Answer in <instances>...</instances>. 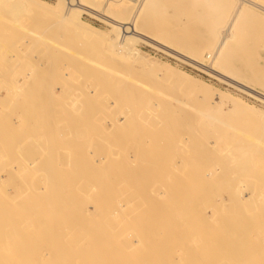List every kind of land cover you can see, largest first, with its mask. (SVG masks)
I'll return each mask as SVG.
<instances>
[{
  "label": "bare ground",
  "instance_id": "bare-ground-1",
  "mask_svg": "<svg viewBox=\"0 0 264 264\" xmlns=\"http://www.w3.org/2000/svg\"><path fill=\"white\" fill-rule=\"evenodd\" d=\"M88 1L90 0H57V3L55 5H48L40 0H0V37L7 35V33H4L5 28H3V30L1 29L2 27L5 26L6 28H8L7 31L11 30V32H8V37H9L8 39H10L12 36L14 38L17 37V39L13 40V43L14 41L16 43V41L20 39L23 46L21 45V42L20 43L17 42V43L20 44V46L22 47L27 46V45L30 46L31 44H33L34 46V44L36 45V43H34L36 41L47 42L45 41L44 37L48 38L50 41L53 38L50 37L49 35L47 36V34L40 33L36 25L34 27H36L37 29L33 27H29L28 25H30L31 23L28 25L25 24L26 16L31 15L32 17H35L37 12L40 9H42L48 15V18L53 19L52 22L54 20L56 21L57 19L58 24L59 25L61 24L60 26H62L63 24V26L68 30V33H73L72 36L74 35L75 37L79 38L83 43L85 44L91 43L93 45L96 42H100L103 46V51L104 50L107 51L106 54L108 55L105 58H107L108 63L104 64V63H101V61H95V63L93 64L90 62L91 65H94L98 69H101L102 71H104L105 75H107L106 73L108 74L110 73L112 75L114 74L116 75V77H118L117 79L121 80L122 83H128L132 90L137 91V92L135 91L136 93L132 91V93H134L135 96H133L134 94L131 93L134 99L138 97L139 95L138 92L141 90L143 93H147L149 94V96L151 95L153 100L156 101L157 99V102H158V99L159 100L160 98L163 99L162 97H164V94L163 92L160 93L159 91H162V90L164 91V89H166L165 88L166 86H164L165 85L164 83L163 85L164 89H163V86L160 83L161 81V82H166L167 86L170 85V88H174L177 90H181L182 88H187L188 89L187 93H184L182 95H187V97L192 98L193 100L199 99L200 103L198 102L199 105L197 104V107L199 106L201 108V112L198 114V118H202L203 122H205L208 126H210L213 123L215 116L220 111H222L224 115L227 114V117H228V114L231 115L233 111H235L236 109H239V110L241 109L242 111L253 110L251 107L247 105H242L240 100L235 99L229 95L222 96L219 93L218 95H220L219 96L220 99L216 101V103H214L213 93L215 91H213V89L210 88L209 85L190 80V77H189L190 75H188V73L186 72H179L178 70L173 69L172 67L168 65L157 64L154 61H151L145 55H143L139 51V49H137L136 44L139 41H147V39H150V41H152V38L147 34V31H151V32L152 31H156V32L162 31L164 32L163 35L165 36V38L167 37V39H169L170 41H173L180 48L187 49V51H189L193 56L200 55L204 49H209V52H205L204 55L205 57L209 56L212 58V55L214 54L213 55L214 61H213L212 66H213V71H216L215 69H219L217 70L218 74L220 73L222 74V72L220 71L221 68L231 69L230 71H233L236 74H238L240 78L242 77L241 79L248 80V81L250 80L251 82L254 81L253 84H255V82H260L261 84L264 85V75L257 73L256 71L257 65H255L252 60L254 55L257 54L256 47H255L256 43L259 42L262 36V35L258 36L257 31L261 30L259 31V34L260 32H262L261 34L264 33V0H141L140 3H138V0H114L113 1L114 4L111 3L112 0L111 2L109 0L106 2L107 4L105 8V9L109 8V12H106V13L104 12L105 14H102L103 16H99L101 17V19L108 22L110 24L109 26H111L110 31L112 34L109 37L107 34L99 31L96 27L92 25H87L83 23V21L81 20L82 13L84 12L94 13L95 12L94 9H92V7H90L89 4L87 3ZM133 5L135 7L136 6L138 7L135 9L131 18H128L127 20H124V19L121 20L122 18H124L123 16L126 15L127 12L132 11ZM105 11H108V10H105ZM170 12L171 14L169 15ZM110 13L117 14V16H121V17L120 19H116L112 15H110ZM53 16L56 19L51 18ZM127 17H128V14H127ZM163 19H165L168 22L166 25H164L165 23L160 24V20H163ZM26 23H29L28 20ZM171 24L179 25L177 27H180V28L178 30H174ZM60 26L57 25L58 27L57 33H60L59 32ZM14 31L16 33L21 31L20 33L22 34V36L20 35V33L19 35L18 34L14 35L15 33ZM45 32H49V31L47 30ZM49 34L51 35L52 33L49 32ZM155 34H159V33H155ZM56 35L59 36V34H56ZM62 36L65 37L64 35ZM257 36L259 37L258 39H257ZM26 38L29 40L26 41ZM67 38H65V41L69 42L70 38L68 40ZM74 39L75 38H73V40ZM73 40H71L72 42L70 41L69 44L73 45V43H75ZM8 41H11V40H7L6 43H9ZM77 42L79 41L77 40ZM77 42L73 45V48L75 45L78 47L77 44L79 43ZM13 43L11 41V44L15 45V43L14 44ZM48 44L50 45L51 43H48ZM59 44L60 43L57 44V49L65 48L64 52L66 51V53L64 54L66 56L68 54H70L71 56L73 55V57L77 56L76 55L77 53L75 54L73 52L74 50H72L73 48H69L66 42L64 44L65 46L63 44L62 45H59ZM29 46L28 48H31L30 50H32L33 46L31 47ZM83 46L84 47H82V49H80L81 47L80 46L79 50L82 51L85 48V45ZM17 50H21V48L18 49L17 47ZM100 50L102 49L100 48ZM239 50L242 51L244 54L243 56H237L239 57L237 58L235 57L234 54ZM80 52L78 51V53ZM68 57L69 56H67V58ZM67 58H66L65 63L68 65L69 64L68 61L70 60V58L69 60ZM235 58H237L238 60L235 61ZM63 59L65 60V58H62V60ZM259 59H260V56H259ZM208 60L209 58L207 59V61ZM255 60L258 61V59H255ZM74 61H77V60H74ZM78 61L74 62L76 63L74 67L77 66ZM71 64L72 63H70V66ZM85 64L87 63L85 62ZM206 65L208 66V64ZM70 66L68 65L69 68ZM72 67L70 68V70H72ZM74 67L73 69L75 68L77 69V67L75 68ZM89 67H90V64H89ZM210 71H211V68H210ZM74 72L77 73V70L76 71L73 70V72H69V73L76 74ZM87 72L88 71H86V73ZM73 76L76 77L75 75ZM71 77L72 75L70 76V78ZM74 77H73V80L72 78L71 79L69 78L70 81L68 80V82L72 81L76 83L74 81L75 79ZM148 79L150 81L154 80L152 82H155L157 80L162 86V89L155 90L156 86H154L152 82L151 84H149ZM143 80H145V82ZM76 81H78L77 78H76ZM157 83H155V85H159V83L158 84ZM115 84L118 85V83H115ZM258 84L259 83H257V85ZM239 85L240 87L247 88V90L249 89L250 91L251 90L256 91L253 87L249 85H246L243 83L241 84L239 83ZM74 87H77V86H74ZM71 88L73 89V87ZM77 88L78 89H75V90L73 89L74 92L76 91L75 94H77L78 91L82 92L83 90L82 88H84V86L81 89H79V87ZM170 88H169V91L172 92ZM17 89H20V88H17ZM24 89L26 93L28 92V90L32 91L31 88L30 89L28 88V90L26 88H23V90ZM150 89L153 91L152 93L150 92ZM15 91H19V92H16V94L17 93L20 94L19 96H22L24 94L23 96L27 97L24 91H22L23 94L20 92V90H15ZM106 91L109 93L108 89L103 90L104 93ZM13 92L14 91L12 90L11 92L9 91L11 95L14 94ZM35 92L37 93V91ZM114 92H113V95H114ZM69 93L67 92L68 97L69 95H71ZM256 93H259V97L264 102V93L263 94L260 92H256ZM94 94L96 96V100L92 101V98L95 99V97L93 96L90 99V97L86 94V91H85V95L82 96L83 97L82 99L85 100L84 102L90 99L93 103L92 105L94 106L95 105L94 101H97L98 90H94L93 95ZM113 95L112 93L108 94L109 97H112ZM167 96H168V93H167ZM84 97H87V98L89 97V98L87 100ZM27 98H23L21 100V97L19 99L17 97L16 99L18 101L15 100L17 101L16 104L14 102V105H19L18 103H20V108L23 107L21 109L17 107V109H19L20 112L24 110L22 115L20 114L21 117H23L25 113L30 111L29 106L32 105V104L29 105V103H26V102H24V106L21 105L24 99H26L25 101L29 102V98L28 100ZM65 98L70 100V98L66 97V94H65ZM100 98L102 97L100 96L99 99ZM189 98L188 99L186 98L187 101L182 100L186 104L185 105L186 107H190L188 106ZM66 99L64 101V104L66 105L73 104V103H69L68 100L67 102ZM104 101L106 102V100ZM165 101L167 102L168 100H165ZM80 102H82V100ZM169 103H171L170 100H169ZM179 103L181 104L180 101ZM25 104L29 108H27ZM112 104L114 107L116 106L113 102ZM202 104H205L206 107L203 108L204 105L202 106ZM97 105L98 104H96L95 106L98 108L99 105L98 106ZM102 105L103 104H101V106ZM8 106H9V103H8ZM59 106L62 107L61 105ZM12 107H14L13 101H12ZM12 107L10 106L7 109L10 108L9 110H11ZM39 107L41 108V106ZM44 107L41 108V109H45L44 112L47 111V109L50 110V112H52L51 107L50 109L48 108L49 106L48 107L46 106L47 109ZM84 107L86 108V104ZM90 107H91V104H90ZM96 107H93L94 110H96L95 109ZM72 108L73 107H70V109ZM78 108L80 107L78 106ZM93 108L91 107L92 111H89V105H88L87 109L89 112L85 109L86 114L87 112H88V115H91L89 114L91 112H94L95 114L96 111H94ZM116 108L117 106L115 107V109ZM5 109H3V111ZM25 109L28 111L26 112ZM35 109H38V106H36ZM9 110L6 111L5 115L8 114L7 112H9ZM13 110H11L10 112L14 113L15 110L14 111ZM60 110H58V112H61ZM68 111L70 110L69 109L66 110V114H65L67 116L69 115L68 113H71V114H73L72 112L75 113L76 109H74V111L73 110L70 112ZM183 111H181L182 114H183ZM33 112L34 111L31 110V112L27 114L32 116ZM50 112L47 111L46 113H43L42 111V114H40L39 112L37 113L42 115L41 116L42 120H44L43 118L45 117L43 116L44 115L46 116V114H49ZM53 112L52 114L51 113L50 114L53 115L54 114ZM64 112L65 111L63 110V113ZM97 112H99L97 116H99L100 114H103V112L102 113L100 111H97ZM255 112L261 113V111L260 112L255 111ZM0 113H2L0 115L2 116L4 112H2L1 110ZM61 113H58V116ZM184 113L186 114V111ZM9 114H11L12 116V115H16L17 113L15 114L9 113ZM27 114L26 116L25 115L24 116L27 117L28 116ZM20 115L18 116L20 117ZM49 115L46 116L47 119H45L48 122L49 120L52 121V118L55 116V114L54 116L50 115L52 118L48 120ZM80 115H81V118L84 117L82 119L84 120V122H85L86 117H87L86 119L88 120V115H86L85 117L83 116L84 113L82 114V112L80 113ZM241 115L242 114H240L239 116ZM9 116L6 115L4 116L5 118L2 116L0 119V169L1 170L5 169L7 171V174H8L7 176L10 179L9 181H11L13 176H18L21 180V186L27 187L28 189H25L24 191L22 190V195L20 194L19 197H17V200H14L16 198L10 195L13 192H8L5 189L6 188L5 186L8 185L7 184L8 182H5L0 176V264H73L72 263V251H70L66 247V242H65L66 239L76 236L74 233L71 232V230L66 231V228L70 225V222L71 223L78 222L76 227H78L80 231L76 233L81 235V237L77 239L78 240L77 245H78V248L82 249L85 264H264V224L263 222H262L263 227L261 228L262 226L261 221L259 224L258 218L255 217V215L254 217L253 215L249 216L248 215L249 213L247 214L249 217H247L246 215H243V214L234 215L231 212H229L227 217L225 216V218H221L220 217L221 215L220 216L217 215V212L218 213L220 212L219 207L216 206L217 202H215L216 203L215 204V203L210 202L211 200L208 201L210 203L209 204L210 209L213 211V209L216 207L214 209L215 212L214 213L211 212V214L209 215L206 214L204 210L205 208L209 209L208 208L209 205L206 203V201H203V200L196 201V186L194 183H191V184L189 183L192 181L193 178H195V177L192 178L195 172H193V174H190L192 172H188L191 176L190 175L186 176L190 178V181L186 184L182 183L181 185H178L179 181L181 183L183 178L180 177L181 180H179V177L178 179L174 178V176L176 175L173 176L172 174H175V172L172 171L171 173L170 170H169L170 171L169 174L171 176L170 179L171 178L176 179V182H174V185L172 184L173 182H171V184L170 182H168V184L159 183L160 188H157L158 183L153 184L154 181H149L150 183L152 182V184L147 183L148 180H151L154 177L152 176L154 172H155L154 180L157 179V175H158V174L156 175V171H153V170L151 174L149 169L147 168L148 166L146 165L147 167H145V164H148L151 160L149 158V156L151 155L150 151L145 149L147 148V145H148L147 139L141 140L140 137L133 136L131 138L128 137V140H127L124 137L129 136V135H126V136L124 135V136H121V138L120 137L118 138L121 140L123 137L124 139L122 143H119L121 141L117 140L116 135L112 131L111 132L108 131L109 133H107L106 131L104 132L105 135H102L101 133H100L101 135H99V131H100L99 126H102L105 120L102 117L104 121L102 122L101 120V122L103 124L99 123L97 125V122H100V121H96L95 123L93 122L102 115H100L98 118H96L97 117L96 116L94 118L95 120H92V121L90 120L91 122L88 120L90 123V126H88L85 131L82 129L84 132L82 131L81 132L84 135L83 134H82L83 136L80 135L81 140L78 139L79 138L77 137L78 135L75 136L74 133H73L74 135L72 134L73 137L72 136L71 137L73 139L75 137V140H73L72 138H67L68 136L66 137V135H63L64 137L61 136L63 137L61 138L62 140L65 138L64 142L65 140L67 142L68 141L67 139H69V141L67 142V146L65 148V155H64L65 161H61L59 163L54 157V153H52L51 150H53L52 149L53 146L57 145L56 143H60V140H59L60 138H57L58 136L60 137V134H58L57 132L58 136H56L54 134V131L53 133L50 132V129L52 130L55 128L60 129L59 127L54 126L53 124L52 126L55 128L51 127L49 129L48 127L51 126L49 125L47 128L51 134L49 132H46L45 134H43L41 132H44L42 130L46 129V128H43V127H46V125L43 126L44 124L42 125L41 123L40 126H43L41 130L39 127H37L39 126L38 124L37 126L34 124V128L35 126L36 128H39L37 129L38 132L35 134L34 133L35 131L34 132L32 131L34 128H30L29 126L26 125V124L29 125V122H30L29 120L33 116L32 117L29 116L30 117L28 118L29 120L24 117L23 120L22 119L21 120L23 122H26L25 124H23V126H25L24 128L26 129L23 128V130H25L27 133L22 130V132L24 133V136L21 135L22 136L21 137L19 136L20 134L16 135L17 133L16 131L18 129L17 127L19 126H16V128H13V126L11 125L12 127L11 132L9 131L10 130L9 128L11 127L7 129L8 127L7 125L8 123H6L7 120L6 122H4L5 120L3 121L2 118L6 119V118H9ZM60 116L62 117V115ZM35 117L38 118V116H35ZM102 118L100 117V119ZM24 119L27 121H24ZM33 119L35 118L33 117ZM259 119L261 120L262 118H259ZM9 120L10 118L8 119V121ZM58 120L59 122H61V118ZM63 122H66V121H63ZM9 123H12V122L9 121ZM87 123L88 122L86 121V124H85L86 126H87ZM91 124H94V125H91ZM95 125H97V127ZM103 126L106 127V125H103ZM115 126L116 125L114 124V127ZM27 127L30 130L32 129L30 132L31 133L33 132L34 135H38V133H40L42 136L43 134L44 136L39 138L42 141L44 140L43 138L45 137L46 139L45 142L49 143L50 141H55L56 139L58 140V142L55 141L56 143H54V145H52L53 142H51L50 143L51 146L48 143L43 145L44 142L42 141L40 142L38 140V136H34L35 146L31 147L32 146L31 145L30 146L31 148H28L29 152H26V153L22 152V151H25V150H22L25 147L24 145L29 146L30 141L31 140L33 141V138L31 136L30 137L32 139L29 136L27 137L29 140L28 143L26 142L27 139H25L26 141H24L23 137H26L25 135L30 134ZM98 127H99V130H98ZM233 128L236 129L235 127ZM239 128H242V127H239ZM257 128H261V127L257 126ZM5 130H7L6 133H5ZM60 130H64V129H60ZM257 131L259 132V129H255V131L251 130L252 134L256 137H257L256 134H258ZM261 131L264 132V130H261ZM20 132L21 131H19L18 133ZM237 132H238L237 133L238 135H242L243 132H244V135L246 133L245 129L244 130L240 129ZM255 132L257 133L254 134ZM33 133L30 135H33ZM47 133H49L50 136L54 135L53 138H56V139L53 140L49 138L48 135L45 136ZM76 134H78V132ZM106 135L108 137H115V138H113L114 140L110 138L114 142L111 141L110 143L109 142L110 140H106L107 142H104L106 143V145L108 142L110 143L109 145H107L108 147L107 146L105 147V145H103L106 149L104 150L103 149L104 147L101 145L103 144V141H102L103 139L101 136H106ZM258 135H260V133ZM250 136L248 137L247 135H245L244 138L245 139L247 138V140H249ZM262 136L260 135V137ZM20 137L21 139H23L24 142H21L20 140H18L20 139ZM260 137L258 136L257 137L258 139L257 138L253 140L250 139L249 141L251 143L247 142L248 145L245 144L246 145L245 147H247V150H245V155L254 153L255 151L253 149L254 147L257 150H259L257 152L255 151L256 153L264 155L263 152L260 153V151L264 150V141L261 140L264 137L262 138ZM105 139H109V138L105 137ZM37 140L38 142H40L39 144H37L38 143ZM139 141L140 142L142 141L140 144L144 142L143 143L144 145H139L138 144ZM181 141L182 143L186 145V141H183V139ZM181 141H176L177 143L179 142L178 146ZM25 142L26 144H24ZM123 142H126V144H123ZM182 143L180 145H183ZM189 144L186 146H183V148L186 147L188 149ZM251 145L253 147H250L251 149L249 150V146ZM149 146L151 145H148V147ZM61 147H63V145ZM229 147L231 148V145ZM32 148L34 149L39 148L40 150L39 152L37 151V149L36 151L35 150L31 151ZM56 148H59V147L57 146ZM83 148L85 150H82ZM184 149H182V152ZM189 150L190 149H188L187 151L189 152ZM251 150L252 151L254 150V151L249 152ZM187 151L184 153L186 154ZM229 151L232 152L234 150L229 149L227 151L228 154H229ZM177 152L180 153L181 151L177 150ZM179 153L177 154L178 156L176 157H179ZM184 153H182V155H185ZM248 155L247 157L245 156L247 160L245 158L243 159L241 158L240 161L238 160L239 162H241L242 160L248 161L246 163L241 162V165L238 164V166L239 165L241 166V167L239 166L241 169L242 167H245L243 166V164L245 165L248 164L249 168L251 167L250 163L252 161H250V159L252 158H250V156L248 157ZM257 155H253V157L255 156L258 158L259 155L258 156ZM199 156L201 157V155ZM125 157L127 161L125 160ZM139 159L141 160L140 164L145 163L142 166H144V168H147V169H144V171H146V177L144 178V180H146V184L144 187H142L145 190L144 192H142L144 194V202L143 203L140 202L141 200L139 201L140 203L138 202V205H139L138 208L140 210H142L143 205H144V209L142 210V215L138 214L139 212L135 213V211L131 209H128V210L120 209L117 205H115L117 203V197L111 196L109 192L103 191V192H100L98 195L86 192L85 194L78 195L70 189L71 183L72 182L75 183L76 178H77L76 176L71 175V171L72 170L76 171V169H84L88 171L89 173L93 172L91 173V175L87 174L86 176H84V184L86 185H89L92 182L98 183L101 180H106L107 182L113 181L116 184H120L122 182V184L125 183L127 186H130L132 185L130 181L124 178L122 174L118 172L121 170L133 168L134 167L133 165L135 163L137 164L139 162ZM166 159H167L166 161L169 162L168 157H166ZM178 159L180 160L179 162H181V159L180 158ZM228 159L231 160L232 165L234 164V168L232 169L231 167V170L229 171L231 172L232 170L236 169L232 171L233 176L234 174H236L235 177L240 176V179H241V176H242V178H245V175L248 174L247 173V171L249 170L248 166L243 168V170H246V172L243 171L245 172V175H243V172L240 173L239 171L241 170L238 168V166H236L237 163H239L237 159H235L237 163L236 162L233 163L232 161L233 158H226V160ZM124 160L127 163H129L128 166L124 165V162H125ZM176 161L177 160H175L174 162ZM11 162L17 163V166L16 165L14 166L16 168H13L11 166L12 164ZM126 162L125 164H127ZM259 162H258L259 165L257 164H254V165H257L259 167L262 164V160ZM173 164L170 167L168 166V168L172 169L174 167L175 169H178L176 168V167H179V165L176 166L178 162L175 163L176 167L173 166ZM180 165H181L180 167V170H181L183 168L182 166H184L185 163L184 165L183 164H180ZM262 165L261 166L263 168L260 166L259 169L261 168L262 170H264V164ZM135 166H138V165H135ZM258 167L257 169L253 168L255 171L251 169L253 173H256V170L259 171ZM237 170L238 172L236 173ZM157 171H160V170H157ZM161 171H164V169H162ZM161 171L159 173H161ZM109 172L112 175L110 177H112L113 179H110V180L108 179ZM210 173L214 174V169L213 170L211 169ZM238 173L239 175H237ZM181 174L179 175L183 176ZM232 174L231 173L230 175L226 174L220 180L221 181L224 180L223 178H226L227 176V178H231V179L234 178V181H236L237 177L236 178L233 177ZM258 174H261V170L259 171ZM203 175H205V172L203 173ZM251 175L254 176V174L252 173ZM163 176L165 175L162 174L161 176H159V179H157V181L164 182L163 178L165 177ZM206 176L209 178V172L206 174ZM262 177L264 178L263 173H262ZM248 178L249 177H247L246 179L247 182H249V180L252 181V179H254V178H250L248 180ZM258 178L259 176L257 175V179ZM263 178L262 179L259 178L260 181H257V182L262 181L260 186L264 182ZM167 179L169 180V177H167ZM240 179L238 181L240 182L238 183V185L242 183L241 181L243 179H241V181ZM141 180H143V178H141ZM227 181L225 180V182ZM231 181H233V179ZM257 182H256V185H259V183ZM140 183L142 185V182ZM35 185L44 186L45 191L37 192L36 188H33L35 187ZM89 186H92V185H89ZM18 202H22L21 206L17 204ZM127 202L129 204H132L131 196L130 198H128ZM84 203H92L94 205L92 207V211L84 216L82 213H79V217L75 218L73 213H74L76 205L84 204ZM205 206H208V207H205ZM212 207L214 208L212 209ZM217 208L218 210H216ZM221 213L222 212H220L219 214ZM230 213L232 215H229ZM110 220H113V221H110ZM149 226L153 228V230H155L153 235L142 234V231L144 229L146 230L147 227ZM42 235H44L45 243L47 245L46 247L42 246V242H43V241L41 242ZM208 239L209 241L207 245ZM222 245H223V250H224L223 252H221ZM16 254L17 256H15Z\"/></svg>",
  "mask_w": 264,
  "mask_h": 264
},
{
  "label": "rangeland",
  "instance_id": "rangeland-1",
  "mask_svg": "<svg viewBox=\"0 0 264 264\" xmlns=\"http://www.w3.org/2000/svg\"><path fill=\"white\" fill-rule=\"evenodd\" d=\"M40 1H43L44 3H46L48 5H55L57 3V0H40ZM107 1H109V0H90V1H88L87 3L89 4L90 7H92V9H94L95 12L94 13H88V12L82 13L81 20L83 21V23H85L87 25H92V26L96 27L99 31H101L102 33L107 34L108 37H109L112 34L111 31H110L111 30V26H109L110 24L108 22H106L105 20L101 19V17H99V16H103L102 14H105L106 12H109V8L105 9ZM113 1L114 0H112V2H111V0H110V2L112 4H114ZM140 2H141V0H138V3H140ZM133 6H132V11L127 12L128 17H127V14H126V15L123 16L124 18H122L121 20H123V19L127 20L128 18H131V16L133 15L135 9L138 7V6H136V7L135 6L133 7ZM105 10H108V11H105ZM99 14H101V15H99ZM107 14H109V13H107ZM170 14H171V12L169 13V15ZM110 15H112L116 19H120V17H121V16H117V14H114V13L113 14L110 13ZM25 18H26L25 19V24L28 25V24L31 23L28 26L29 27H33V28H36V27H34L36 25L37 28L39 29L40 33L47 34V36L49 35L53 39H51L49 41L48 38H45L44 36H42V37H44L45 41H47V42L36 41V42H34V43H36V45L34 44V46H33V44H31L30 46L27 45V46H24V47H22L23 44H22L21 40L18 39L16 41V43L17 42H19V43L21 42L22 46H20V44H18V43L16 45V43L14 41V43L18 47V49L21 48V50H17V47L15 45L11 44V41L13 43V40L17 39V37L14 38L12 36L10 39H8L9 38L8 37V32H11V30L7 31L8 28H6L5 26L1 28L2 30H3V28H5L4 29L5 30L4 33H7V35H5V34L4 35L7 36V37H5V36H1L0 37V105H1L0 106L1 107L0 108V112H1V110H2V112H4L3 115H2L3 117L6 116V115L7 116L10 115L9 116V118H10L9 121L12 122V123H9V121H8L9 118L4 119L5 118L4 117L2 119H3V121L5 120L4 122H6V120H7V122H6V123H8L7 124L8 125L7 129L9 127H11V125L13 126V128H16V126H19V127H17L18 129L16 131L17 132L16 135L20 134L19 136H21V135L24 136V133L22 132V130L25 127V126H23V124H25L26 122H23L22 120L26 116L27 113H29V112H31V110H33L34 112H33L32 116L35 119H33V117L31 115L27 114L28 116L25 117L26 119L32 117L30 120L28 119L30 122L28 121L29 125L26 124L27 126H29L30 128H34V124L36 126L38 124L39 126H37V127H39L41 129L43 126L46 125V127H43V128H46L45 130H47V131L42 130V129L41 130L44 131V132L40 131L41 133L45 134L46 132H49L48 128L50 129L51 127H53L52 125L54 124V126H57L60 129H64L66 132L64 130H60L58 128L53 127L55 129H53V130L50 129V132L53 133V131H54V134L56 136H58L57 132H58V134H60V137L59 136L57 137V138H60L59 139L60 143H56L55 142V141L58 142V140L56 138H53L54 135L50 136L49 135L50 132L47 133L45 136L48 135L49 138H51L53 140L56 139V140L55 141H50L48 143V142H45L46 141L45 137L43 138L44 139L43 141L41 139H39L40 137L44 136L43 134H42V136H41L40 133H38V135H34V133L36 134L38 132L37 129H39V128H36V126H35V128L33 130L31 129L33 132L34 131L35 132L34 133L32 132L33 135H30V134H32L30 132L31 130L28 129V127H27V129L29 130L30 134L29 135H25L26 137H23L24 141H26L25 139H27L26 142L28 143V141H29L28 138H27L28 136L29 137L31 136L33 138V141L32 140L30 141L29 146L24 145L25 147L23 146L24 148L22 150H25V151H22V152H25V153L29 152L28 148H31V147L35 146V144H34V142H35L34 136H38V140L40 142L41 141L44 142L43 145H45L46 143L50 144L51 142H53L52 145H54V143H56L57 145H55V146L56 147L58 146L59 148H56L55 146H53L52 149L54 151L53 150H51V151H52V153H54V157L56 158V160L59 163L61 161H65V156H64L65 155V148L67 146V142L69 141V139H67L68 140L67 142H66V140L64 142L65 138L63 140L61 139V138L64 137L63 135H66V137L68 136L67 138H72L73 137L72 134L74 133L75 136L78 135L77 136V137H79L78 139L81 140L80 135H82L83 134L82 132H84L87 129V127L90 126L89 121L90 120L91 121L95 120L94 118L99 113L97 111L101 112L103 110L102 112H103L104 115L100 114L102 116H100V115L99 116L101 118L103 117L105 122H103L104 121L103 118L100 119L99 116L96 117V118L99 117L98 118L99 120L96 119L93 122V123H95L96 121H100V122H97V125L99 123H101V124L104 123L103 125H106V127H104L103 125L99 126L100 127L99 135H101V134L105 135L104 132L107 131V133H109L108 131H110V132L112 131L116 135L117 140H120L118 138L119 137L121 138V136H124V135L125 136L129 135V136H126L127 138L124 137L127 140H128V137L131 138L133 136L140 137L141 140L142 139H147V142H148L147 144L151 145L149 147L147 145V148H145L148 151H150V153H151V155L149 156V158L151 159L150 162H149L150 164L149 163L145 164V163H142V162H141L142 164H140L141 160L139 159V162H138L139 164L135 163L133 165L134 167L131 166L133 168L126 169V170H121V171L118 172V173L122 174V176L124 178H126V179H128L130 181V183L132 184L130 186H127L125 183L122 184V182L120 184H116L113 181L107 182L106 180H101L98 183L92 182V183L89 184V185H92V186H89V185L84 184V176H86L87 174L91 175V173H93V172L89 173L88 171H86L84 169H76V171L72 170L71 171V175L77 177L76 178V182L75 183L72 182L71 183V187H70V189L74 193H76L78 195H82V194H85L86 192H88V193H91V194L98 195L100 192L106 191V192H109V194L111 196H116L117 197V203L115 205H117L120 209H124V210L125 209H127V210L131 209V210L135 211V213L139 212L138 214L142 215V210L144 209V205H143L142 210H140L138 208L139 207L138 202L140 200H141L140 202H142V203L144 202V194L142 193V192L145 191L142 187H144L145 184H146V180H144V178L146 177V171H144V169L148 168L151 174H152L153 171H156V175L157 174L158 175L160 174L159 176H161L162 174L165 175V176H163V177H165V178H163L164 182L157 181V179H159L158 175H157V179L154 180L155 172H154V174H152V176H154V177L153 178L151 177L152 179L147 181V183H150L149 181H154L153 184H157L158 183L157 184V188H160L159 183L168 184V182H170V184H171V182H173L172 184L174 185V182H176V179H173V178L170 179V177H171L170 174H169L170 171H171V173H172V171L175 172V174H172V175L173 176L176 175L177 177L174 176V178L178 179V177H179V180H181L180 177L183 178L181 183L179 181L178 185H181L182 183H185V184L188 183L190 181V178H188L186 176L190 175V174H193V172H195L193 174L192 178L195 177L196 179L193 178L194 181L192 179V181L189 182V183L190 184L194 183L195 186H196V201L197 200L198 201L199 200H201V201L203 200V201H206V203L208 205L210 204L208 202L210 200H211L210 202H212V203L217 202V204L216 203L215 204H216V206L219 207V209H220L219 211L222 212L221 214H219L220 212L219 213L217 212V215H219V216L221 215L220 216L221 218H225V216L227 217L229 212H231L234 215L243 214V215H246L247 217H249L250 215L251 216L253 215V217H254V215H255V217L258 218L259 224H260V221H261V225H262V222L264 224V187H263L264 182H263V184L261 186H260V184L262 183V181L261 182H257V181H260L259 178H261V179L263 178L262 177V173H263V176H264V170H262L261 168L259 169V167L262 164H264L263 163L264 162V160H263L264 158H262V157H264V155L256 153L259 150H257L255 147L253 149L256 152L253 150L254 153H252V154L253 155H257L258 154L259 155L258 158L255 157V156L253 157L252 154H249V155L246 154L245 155V150H247V147H245V146L248 145L247 142H250L249 141L250 139L253 140V139L257 138L258 136L260 137V135L261 136L264 135V132L261 131V130H264V102L259 97V93H256V92H260L262 94L264 93V85L263 84H261L260 82H255V84H253L254 81L251 82L250 80L248 81V80L241 79L242 77L240 78L238 76V74H236L233 71H230L231 69L221 68L220 71L222 72V74L221 73L218 74L217 70H219V69H215L216 71H213L212 64H213V61H214L213 60V58H214L213 55L214 54L212 55V58L210 57L211 59L209 58V56L205 57V55H204L205 52H209V49H204L202 51V53H201L202 55L201 54L200 55H194L195 56L194 57L189 51H187V49L180 48L173 41H170L169 39H167V37L165 38V36L163 35L164 32H162V31H158V32H156V31H152V32L151 31H147V34L152 38V41H150V39H147V41H139L136 44V47L148 59H150L151 61H154L157 64L168 65V66L172 67L173 69L178 70L179 72H186V73H188V75H190L189 77H190V80H192V81H196L198 83H204V84L209 85V87L212 88L213 91H215L214 93L212 91V93L214 94V96L212 95L214 97L213 98V102L214 103H216V101H218L220 99V97H219L220 95H218V93H219L222 96L223 95H229V96H231V97H233L235 99H238V100L241 101L242 105H247V106H249V107H251L253 109L251 111L250 110L249 111H247V110L246 111H242L241 109L240 110L236 109L235 111H233V113L231 115L228 114V117H227V114L224 115L223 112L220 111L215 116V119H214L213 123L210 126H208L205 122H203L202 118H198V114L201 112V108L199 106L197 107V104L199 105V103H200L199 101L200 100L199 99H194L195 100L194 101L192 98L187 97V95H182L184 93H187V91H188L187 88H182L181 90H177V89H174V88H170V85L167 86L166 82H161L160 81L162 86L165 83L164 86H166L165 87L166 89H164V86H163L164 91L163 90L159 91L160 93L163 92V94H164V97H162L163 99H161V98H160V100L158 99V102L160 101L159 103L157 102V99H156V101L153 100L151 95L149 96V94L143 93L142 90L138 92V94L140 96L138 95V97L136 96L137 98L135 97L136 99H134L133 96H135V94L132 93V91L135 92L136 90H132L128 83H122L121 80L117 79L118 77H116V75H114V74L112 75L110 73L109 74L106 73L107 75H105L104 71H102L101 69H98L94 65H91V63L93 64V63H95V61H101V63H104V64L108 63L107 58H105L108 55V54H106L107 51L106 50L103 51V46H102V44L100 42L94 43L95 45L94 44L92 45L91 43H86V44L83 43L79 38L75 37L74 35L72 36L73 33H68V30L63 26V24H62V26H60L61 24L60 25L58 24V22H57L58 20L54 16L51 17V18H55L56 19V21L55 20L53 21L56 24L53 23L52 22L53 19L48 18V15L42 9H40L37 12L35 17H32L30 15V16H26ZM27 20H28L29 23H26ZM167 23L168 22L165 19L160 20V24L166 25ZM57 25L60 26V31H59L60 33H57V28H58ZM46 26H47V28H46ZM171 26L173 27L174 30H178L180 28V27H177L179 25L171 24ZM47 30L49 32H51L52 34L50 35L49 32H45ZM259 31H261V30H259ZM259 31H257L258 36L262 35L261 36L262 39L260 38L259 42L256 43L255 47H256L257 54L254 55L252 60H253L254 64L257 65L256 66L257 73L261 74V75H264V49H263L264 48V33L261 34L262 32H260V34H259ZM14 32H12V33H14ZM20 32L21 31H19L17 33L15 32L14 35L15 34L19 35ZM155 33H159V34H155ZM56 34H59L60 37L57 36ZM20 35L22 36L21 33H20ZM62 35H64L65 37H63ZM258 36H257V39L259 38ZM72 37L75 38L76 41H75V39L73 40ZM65 38H67V40L70 38L69 40L70 41L73 40L75 43L78 40L79 41V42H77V43H79V44H77L78 47L75 45L74 48H73V45L75 43H73V45H71V44H69L70 41L69 42L65 41ZM5 39H6V41L7 40H11V41H8L9 43H6ZM153 39H154V41L155 40L156 41L154 42ZM28 40L29 39L26 38V41H28ZM65 42H66V44H68L67 46L69 48H73L72 50H74L73 52L75 54L77 53L76 54L77 56L73 57V55L71 56L70 54L67 53L68 54L67 56H69L67 58V56L64 54V53H66V51L64 52L65 48L64 49L63 48L57 49V44L58 43H60L59 45H62V44L64 45ZM48 43H51V44L49 45ZM1 44H3V45H1ZM8 44H9V46H8ZM40 45H41V47H40ZM83 45H85V48L82 51L79 50L80 46H81L80 49H82V47H84ZM28 46L29 47L33 46L32 50H30L31 48H28ZM96 46H98V47H96ZM25 47H27V48H25ZM76 48H77V50H76ZM100 48L102 50H100ZM10 49H12V50H10ZM13 49L15 51L17 50L18 52L17 51L15 52ZM78 51L79 52L81 51V52L78 53ZM243 54L244 53L239 50L234 55H235V57H237V56H243ZM60 56L62 58H65V60L63 59L64 60L63 61ZM100 56H101V58H100ZM259 56H260V59H259ZM72 57H73V59L76 58L74 60H77V61L79 60L80 61V62L78 61L77 66H75V67H77V69L74 67V65H76V63H74V62H77V61H74L72 59ZM66 58L68 60L70 58V60H71V62H70V60L68 61L69 62L68 65L69 66H70V63H72L70 68L73 65V67L75 69H73V67H72V70H70L68 65L65 63ZM208 58H209V60L207 61ZM237 58H239V57H237ZM237 58H235V61L238 60ZM255 59H258V61L255 60ZM82 60H83V62H82ZM85 62L88 65L85 64ZM89 64H90V67H89ZM206 64H208V66ZM85 65H87V66H85ZM209 66L211 68V71H210ZM87 69H89V70H87ZM73 70L74 71L77 70V73L76 72H74L76 74L69 73V72H73ZM83 70H84V72H83ZM86 71H88V72L86 73ZM227 71H229V72H227ZM70 74L72 75V77H71L72 80H73V77H74L73 75L76 76V77H74L75 78L74 81L77 84L72 82V81L68 82V80L70 81V79H71L70 78V76H71ZM76 78H77L78 81H76ZM145 80H143V81L145 82ZM152 81H154V80H151V81L149 80L148 83L151 84ZM157 82L158 81L156 80L155 82H152V84L154 86H156L155 90H161L162 86L160 85L159 82H158L159 85H155V83H157ZM115 83H118V85L115 84ZM239 83L240 84L243 83V84L249 85V86L253 87L256 91H252V90L250 91L249 89L247 90V88H245V87H240ZM257 83H259L261 85H259V84L257 85ZM74 86L79 87V89H81L83 86H84V88H82L83 89L82 92L77 90L78 93L75 94L76 91L74 92L73 89L75 90V89H78V88L74 87ZM71 87H73V89ZM9 88H10V90H9ZM17 88H20V89H17ZM23 88H26L27 90H28V88L29 89L31 88L32 91L28 90V92L29 91L30 92L26 93L25 89L23 90ZM169 88L172 90V92L169 91ZM105 89L106 90L108 89L109 93H112V95H113V92L115 91L114 95L112 97H109L110 95L108 96L109 93L107 91L105 93L103 92V90H105ZM11 90L14 91L13 92L14 94H16V92H19V91H15V90H20V92L22 94H23L22 91L25 92V94L29 98V102L25 101L26 99H24V101H22L23 103L21 105L24 106V102L29 103V105L32 104L31 106H32L33 109L31 108V106L28 105L30 107L29 108L25 104V106L27 108H29L30 111L25 109V111L26 112L28 111V112L25 113L24 114L25 116L23 115V117H21V115H22L24 110H22L21 112L19 111V109H21L23 107L20 108V103H18L19 105H14V102L16 104V102L18 101L16 99L17 97H18V99L21 97V100L23 98H27V97H24L23 96L24 94H23L22 95L23 98H22V96H19L20 95L19 93L16 94L17 96L14 95V94H12L13 95L12 96L11 93H9V91L11 92ZM94 90H98L97 101H94V103H95V105L96 104L99 105V107H98L99 109L95 105L94 106L92 105L93 104L92 101L96 100L95 94L93 95V91ZM35 91H37V93ZM69 91H70V93H69ZM85 91H86V94L90 97V99L93 96L95 97V99L92 98V101H91L90 99L88 100L89 97L88 98L84 97L85 99H87L89 101V102L86 101L87 103L84 102L85 100L82 99L83 98L82 96L85 95ZM166 91L168 93V96H167ZM67 92L69 94H71V95H69V97L67 95ZM150 92L152 93L153 91L150 89ZM30 93H31V95H30ZM131 93L134 94V95L132 96ZM8 94H10V95H8ZM65 94H66L67 98H70V100L65 98ZM100 96L102 98L99 99ZM28 98H27V100H28ZM34 98H36V99H34ZM64 98L66 99V101L68 100L69 103H73L72 104L73 106L68 104V103H67L68 105L64 104V101H65ZM186 98L187 99L189 98L188 106H190V107H186L185 106L186 104L182 101V100L187 101ZM80 99L82 100V102H80L81 101ZM164 99L168 100V101L166 102ZM15 100H17V101H15ZM21 100H19V101H21ZM104 100H106V102ZM169 100H170L171 103H169ZM12 101H13V106L15 108L12 107ZM73 101L75 103L77 102L76 103L77 105ZM179 101L181 102V104L179 103ZM61 102H63V103H61ZM112 102L117 106L116 109H115L116 106L114 107ZM8 103H9V106H8ZM80 103H82L84 106L86 104V108ZM87 104L89 105V111H92L91 107L92 108L96 107L95 108L96 110H94V108H93V110L96 111V113H97V114L95 113L96 116H95L94 112L89 113V114L92 115L93 118L91 117V115H88L89 111L87 109V106H88ZM90 104H91V107H90ZM101 104H103V105L101 106ZM45 105L47 107L49 106L48 107L49 109L51 107L53 109V110L51 109L52 112L55 111V112H53L55 114V116H54V114L51 115L52 112H50V110H48ZM59 105H61L62 107H60ZM104 105H105V107H104ZM203 105H204L203 108H205L206 107L205 104H202V106ZM10 106L12 107L11 110H13V109L15 110V111L13 110L14 113L10 112L11 111V110H9L10 108L7 109ZM36 106H38V109H35ZM39 106H41V108H43L45 106L44 108H46L47 111L51 113V114L50 113L49 114L51 116H54L52 118L49 114H46V116L49 115L48 120L52 118V121L49 120V122H48L47 120H45V119H47L45 115L43 116V117H45V118H43L44 120H42V117H41L42 115H40V114H42V111H43V113H46L47 111L44 112L45 109H41ZM67 106H69V107H67ZM78 106L80 108H78ZM179 106H180V108H179ZM17 107L19 109H17ZM70 107H73V108L70 109ZM81 107H82V109H81ZM5 108L7 110H9V112H7L8 114H6V115H5V113H6L7 110ZM103 108H105V109H103ZM182 108H183V110L184 109L185 110L183 111ZM3 109H5L6 111L5 110L3 111ZM68 109L70 111H72V110L74 111V109H76V112L77 111L79 112L80 109L81 110H80L79 114L77 112L78 115L76 114V112L75 113L72 112L73 114L68 113L69 115L67 116L65 114H66V110H68ZM85 109L88 111L87 114L85 112ZM39 110H41V111H39ZM56 110H57V112H56ZM58 110H60L62 113L58 112ZM63 110L65 111L64 113H63ZM35 111L39 112L40 114H38ZM70 111H68V112H70ZM113 111L114 112L116 111L117 113L115 112V114H114ZM181 111H183V114L181 113ZM185 111H186V114L184 113ZM255 111H259V112L261 111V113H257ZM81 112H82V114L84 113L83 116H85V117H86V115H88V120L89 121L86 119L87 117L85 118V122H84V120H82L84 117L82 116L83 118H81V115H80ZM9 113H12V114L17 113V114L11 116V114H9ZM58 113H61L60 115H62V117L60 115L58 116ZM105 113H106V115H105ZM1 114L2 113H0V115ZM240 114H242V115L239 116ZM18 115H20L21 118ZM2 116H0V119H1ZM35 116H38V118H36ZM222 116H224L225 119ZM57 118L58 119L61 118V122H59V120ZM64 118H66V119H64ZM259 118H262V119L260 120ZM101 120H102L103 123L101 122ZM24 121H27V120L24 119ZM35 121H36V123H35ZM63 121H66V122H63ZM86 121L88 122L87 126L85 125ZM41 123H42V125L43 124L44 125L40 126ZM15 124H17V125H15ZM114 124L116 125L115 127H114ZM49 125H51V126L48 127ZM91 125H94V124H91ZM97 125H95V126L97 127ZM20 126H22V127H20ZM238 126L242 127V128H239ZM257 126H259L261 128H257ZM99 127H98V130H99ZM233 127H235L236 129H234ZM20 128H22V129H20ZM9 129H10L9 131L11 132L12 127L9 128ZM24 129H26V128H24ZM56 129H58V130H56ZM240 129H243V130L245 129V131H246L245 135H247L248 137L251 135L249 140H247V138L246 139L244 138L245 137L244 132L242 133L243 136L237 134L238 133L237 131L240 130ZM255 129H259V132L258 131L257 132H258V134L260 133V135L256 134L257 132L254 133V134L257 135V137L254 136L252 134V132H251V130L255 131ZM18 130L21 131L22 133L21 132L18 133L19 132ZM249 130H250V132H249ZM6 131L7 130H5V133H6ZM23 131L26 132L25 130H23ZM77 132H78V134H76ZM114 134H113V136H114ZM111 135H112V133H111ZM19 136H18V138H19ZM61 136H63V137H61ZM21 137L18 140H20L21 142H24L23 139H21ZM101 137L103 139L102 140L103 144H101V145L102 146L105 145V147L111 143L113 138H115V137H108L107 135L106 136H101ZM105 137L109 138V139H105ZM262 137H264V136H262ZM262 137H260V138H262ZM110 138H112V139H110ZM181 138L183 139V141H186V145H188L190 143L189 147L187 146L188 149H190L189 152L187 151L188 149L186 147H184V148L187 149V150H185L183 148V146H186V145L184 143H182V141H181L182 139ZM179 139H181V140H179ZM38 140H37V142H38ZM73 140H75V137H74ZM106 140H110L109 141L110 143L108 142L107 145H106V143H104V142H107ZM123 140L124 139L122 137V139L120 140L121 142H119V143H122ZM261 140L264 141V138L261 139ZM176 141H181L180 144L182 143L183 145L179 144V146H178L179 142L177 143ZM26 142L24 144H26ZM40 142H38L37 144H39ZM112 142H114V141H112ZM126 142H123V144H126ZM141 142L139 141L138 144L139 145H144L143 144L144 142L142 144H140ZM62 145H63V147H61ZM230 145H231V148L229 147ZM232 145H233V147H232ZM46 146H48V145H46ZM50 146H51V144H50ZM105 147L103 148L104 150H106ZM250 147H253V146L252 145L249 146V150L251 149ZM34 148H32L31 151H33V150L36 151L37 148L36 149H34ZM182 149H184L183 152H182ZM229 149L234 150L232 152L229 151V154H231V155H229L228 152H227ZM39 150L40 149L38 148L37 151L39 152ZM82 150H85V149L83 148ZM177 150H180L181 152L179 153V152H177ZM186 151H187L188 154L184 153ZM253 151L251 150L249 152H253ZM167 152H168V154H167ZM262 152L264 154V150L260 151V153H262ZM178 153H179V157H176V156H178L177 155ZM182 153H184L185 155H182ZM199 155H201V157ZM232 155H233V157H232ZM247 155H248V157L250 156V158H252V159H250V161H252V162L251 163L249 162V163H250L251 167L254 166L253 168H255L257 165H259V163H260L259 161L262 160V164L259 167L257 166L259 171L261 170V174H258L259 171H257V170H256L257 174L253 173V171H255L253 168H251V167L249 168L248 164L247 165L243 164V166H245V167L248 166V169L250 170L249 171L247 169L248 170L247 171L248 174H246L247 176L245 175L246 170H243V168H245V167H242V169H241L240 165H241V162L242 163L243 162H245V163L248 162V161H246L247 158H245V156L247 157ZM228 156H230V157H228ZM126 157H125V160H126ZM166 157H168V161L169 162L166 161L167 160ZM178 158L181 159L182 163L179 162L180 160ZM226 158H233L232 159L233 163L234 162L237 163V161L238 160L240 161L241 158L242 159L243 158L246 159V160H242L241 162L238 161L239 163H237V165H236V166H238V164H240L239 165L240 167L238 166V168L241 170V171H239L240 173L245 171V172H243V175H245V178H242V176H241V179H243L242 181L240 179V176H238L239 178L236 176L238 178V180L235 177L236 174H234V176H233L232 171H234L236 169L232 170L231 172L229 171V170H231V167H232V169L234 168V164L232 165L231 160H229V159L226 160ZM253 158H254V160H253ZM235 159H237V161H235ZM257 159H259V160H257ZM175 160H177V161L174 162ZM227 161H228V163H227ZM125 162H124V165L128 166L129 163L126 162L127 164H125ZM177 162H178V164L176 165L175 163H177ZM13 163H14V165H13ZM13 163L11 164V166L13 168H16L14 166L15 165L17 166V163L16 162H13ZM171 163L172 164L174 163L173 166H175V165L178 166L179 165V167L175 166L178 169H175L174 167L172 168L173 170L169 169L168 166L170 167L172 165ZM184 163H185V165H184ZM144 164H145V167H147V166L148 167L144 168V166H142ZM180 164H183L185 166V167L182 166L183 168L181 170H180V167H181ZM254 164H257V165H254ZM135 165H138V166H135ZM139 165H141V166H139ZM127 166H126V168H127ZM6 167H7V165H6ZM64 167H66V166H64ZM257 167L255 169H257ZM152 168H154V169H152ZM161 168L164 169V171H161L162 170ZM211 169L212 170L214 169V174L210 173ZM251 169H253V171ZM157 170H160L161 173H159L160 171H157ZM238 170L236 171V173L238 172ZM188 172H192V173L189 174ZM204 172H205V175H203ZM208 172H209V178L206 176V174ZM230 173L232 174L233 177L236 178V181H234V178H232L233 181H231L232 179L231 178H227V176H226L227 179L223 178L224 180H222V181L220 180L226 174L230 175ZM233 173H235V172H233ZM251 173L254 174V176L251 175ZM179 174H181L183 176H180ZM195 174H197V175H195ZM7 175L8 174H7V171L5 169L4 170L0 169L1 178L5 182H8L7 183L8 185L5 186L6 187L5 189L8 192H13L10 195L14 196L16 198L14 200H17V197H19L20 194L22 195V190L24 191L25 189H28V188L21 186V180H20V178L18 176H13L11 181H9L10 179H9V177ZM166 175H167V177H169V180L167 179ZM237 175H239V173ZM257 175L259 176L258 179H257ZM110 176H112V175L109 172L108 179L109 180L113 179ZM228 177H230V176H228ZM247 177H249L248 180L250 178H254V179H252V181L249 180V182H247L246 181ZM141 178H143L144 181L141 180ZM239 179L242 182L241 184H243V183H245V184H243V185L239 184L238 185V183H240V182H238ZM225 180L226 181L228 180V181L225 182ZM140 182H142V185H141ZM251 182H253L254 184L251 183ZM256 182L259 183V185H256ZM150 184H152V182ZM175 184H177V183H175ZM33 188H36L37 192L45 191V187L42 186V185H35V187H33ZM130 196L132 197V204H129L127 202L128 198H130ZM21 203L22 202H18L17 204L19 206H21ZM93 206L94 205L92 203H84V204L76 205L74 213H73L74 217L78 218L79 217V213H82L83 216L88 214L89 212L92 211V207ZM213 206H215V205H213ZM205 207H208V206H205ZM208 208L209 209L205 208V210H204L206 212V214L209 215V214H211V212L212 213L215 212L214 209L216 207L215 208L212 207V209L214 208L213 211L210 209V205H209ZM216 210H218V208ZM231 213L229 215H232ZM110 221H113V220H110ZM222 221H224V220H222ZM77 224H78V222L77 223H73V222L71 223L70 222V225L66 228V231L67 230H71V232L74 233L76 236L66 239L65 242H66V247L70 251H72V263L73 264H85V261H84V258H83L84 256H83V253H82V249L78 248V245H77V243H78L77 239H79L81 237V235L77 234L78 231H80V229L78 227H76ZM220 226H222V225H220ZM262 227H263V225L261 226V228ZM154 231L155 230H153V228H151L149 226V227H147L146 230L144 229L142 231V234L153 235ZM208 241H209V239L207 240V245H208ZM41 242H42V246H44V247L47 246L46 243H45L44 235H42ZM223 251L224 250H223V245H222V251L221 252H223ZM15 256H17V254Z\"/></svg>",
  "mask_w": 264,
  "mask_h": 264
},
{
  "label": "built area",
  "instance_id": "built-area-1",
  "mask_svg": "<svg viewBox=\"0 0 264 264\" xmlns=\"http://www.w3.org/2000/svg\"><path fill=\"white\" fill-rule=\"evenodd\" d=\"M210 58V57H209Z\"/></svg>",
  "mask_w": 264,
  "mask_h": 264
}]
</instances>
